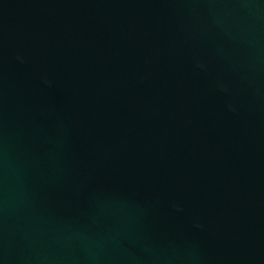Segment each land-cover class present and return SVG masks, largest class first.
Segmentation results:
<instances>
[{
	"label": "water",
	"instance_id": "95a60500",
	"mask_svg": "<svg viewBox=\"0 0 264 264\" xmlns=\"http://www.w3.org/2000/svg\"><path fill=\"white\" fill-rule=\"evenodd\" d=\"M0 264H264V0H0Z\"/></svg>",
	"mask_w": 264,
	"mask_h": 264
}]
</instances>
